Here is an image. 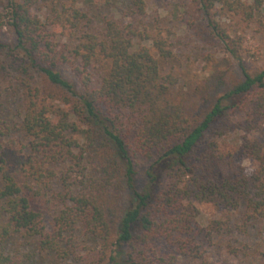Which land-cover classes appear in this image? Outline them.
I'll list each match as a JSON object with an SVG mask.
<instances>
[{"label": "trees", "instance_id": "16d2710c", "mask_svg": "<svg viewBox=\"0 0 264 264\" xmlns=\"http://www.w3.org/2000/svg\"><path fill=\"white\" fill-rule=\"evenodd\" d=\"M188 1L240 71L196 121L161 67L171 43L141 20L147 0H0L3 69L22 104L0 115V264H214L195 201L242 208V232L264 219V66L247 69L223 24L264 31V0Z\"/></svg>", "mask_w": 264, "mask_h": 264}, {"label": "rangeland", "instance_id": "374dc122", "mask_svg": "<svg viewBox=\"0 0 264 264\" xmlns=\"http://www.w3.org/2000/svg\"><path fill=\"white\" fill-rule=\"evenodd\" d=\"M109 13L121 22L129 20L116 9H109ZM229 18L224 17L223 24L232 31L242 60L246 61L250 72L257 71L264 66V31L242 22L237 16ZM150 19H156L174 53L173 58L161 65L162 70L176 74L177 86L186 97V114L196 121L215 97L228 88L232 78L239 75L237 60L212 37L198 6L188 0H147L146 15L141 20L146 23ZM10 60L7 47H0V115L16 119L22 105L21 97L19 92L15 93L11 72L8 68L6 71L3 69L8 67ZM34 74L39 81L38 74ZM230 141L234 143V140ZM256 141L264 151V126L256 134ZM237 158L238 162L249 166L250 160L245 153L240 151ZM194 205L199 211L197 242L203 254L214 264H264V219L248 221L247 230L242 232L236 226L243 222L242 208L230 212L211 203L195 201ZM212 219L221 222L220 228L208 234L206 227ZM12 241L16 247L26 249L18 238ZM226 243L231 247L229 252L225 250ZM41 256L35 258L37 264H49L52 260L50 255Z\"/></svg>", "mask_w": 264, "mask_h": 264}]
</instances>
